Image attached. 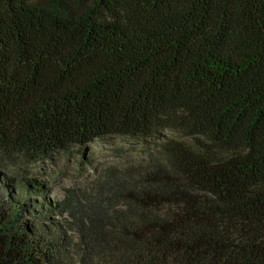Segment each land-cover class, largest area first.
Here are the masks:
<instances>
[{
	"label": "trees",
	"instance_id": "obj_1",
	"mask_svg": "<svg viewBox=\"0 0 264 264\" xmlns=\"http://www.w3.org/2000/svg\"><path fill=\"white\" fill-rule=\"evenodd\" d=\"M164 130L71 204L75 264H264V0H0V158ZM45 189L0 169V264H68Z\"/></svg>",
	"mask_w": 264,
	"mask_h": 264
},
{
	"label": "rangeland",
	"instance_id": "obj_2",
	"mask_svg": "<svg viewBox=\"0 0 264 264\" xmlns=\"http://www.w3.org/2000/svg\"><path fill=\"white\" fill-rule=\"evenodd\" d=\"M159 139L182 138L169 130L162 131L158 138L147 140L111 136L84 147L71 146L57 151L52 159L42 163H33L21 155L1 157L0 169L17 181L29 178L44 183V198L64 206L62 214L50 215L49 221L58 222L64 228L67 241L63 245L69 250L67 261L75 264L82 252V238L69 210L71 204L79 198L81 206H87L99 194L110 193L107 180L116 181L118 170L129 164L146 162V157L157 151Z\"/></svg>",
	"mask_w": 264,
	"mask_h": 264
}]
</instances>
